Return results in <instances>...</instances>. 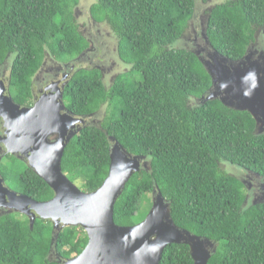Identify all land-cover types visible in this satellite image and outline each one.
<instances>
[{
	"label": "trees",
	"instance_id": "trees-1",
	"mask_svg": "<svg viewBox=\"0 0 264 264\" xmlns=\"http://www.w3.org/2000/svg\"><path fill=\"white\" fill-rule=\"evenodd\" d=\"M91 16L105 23L117 53L129 67L108 88L97 69L76 74L65 91L71 112L90 116L107 105L97 126L84 128L65 149L64 174L83 192L99 189L108 177L113 136L134 156L149 161L125 186L114 220L134 226L147 193L158 189L175 224L218 244L209 264H264V203L249 205L243 182L225 172L230 163L264 179V134L246 111L220 100L200 101L213 80L197 54L177 47L197 0H95ZM213 1L207 37L221 55L241 60L264 37V0ZM80 0H0V65L12 58V96L32 101L33 79L47 55L67 62L89 44L79 30ZM108 133V134H107ZM5 182L16 178L19 192L48 201L54 191L31 168L13 158L2 164ZM16 190V189H15ZM54 225L40 217H0V264H59L50 258ZM82 227L63 229L54 247L72 259L85 249ZM160 264H194L185 244L169 245Z\"/></svg>",
	"mask_w": 264,
	"mask_h": 264
},
{
	"label": "water",
	"instance_id": "water-1",
	"mask_svg": "<svg viewBox=\"0 0 264 264\" xmlns=\"http://www.w3.org/2000/svg\"><path fill=\"white\" fill-rule=\"evenodd\" d=\"M206 39L211 47L209 52L203 57L199 52L196 54L211 75L213 84L201 100H220L228 108L249 112L256 121L257 133L263 135L264 52L256 58L250 48L241 60L231 61L214 49L207 36ZM59 97V106L65 108L63 94ZM29 110L21 111L10 97L0 100V118L17 122L13 143L23 147L10 153L28 156L29 167L54 191V197L44 202L35 201L9 189L0 178V207L8 209L7 214L19 212L28 216L31 228L38 217L52 221L54 247L63 229L82 227L88 235L87 246L72 259L58 260L59 264H160L165 249L172 244L188 245L194 264H209L218 244L179 228L172 219L170 205L158 189L154 190V203L145 220L134 226L115 223L117 200L135 173L148 170L146 157L131 155L115 137L110 136L112 148L108 177L96 191L83 192L62 168L65 149L78 132L72 133L66 143L62 132L76 128L78 123L84 124L86 118L71 117L65 126H47L40 124L39 120L30 123L31 118L26 117L14 118V113L23 115ZM37 110L33 108L34 112ZM99 128L103 130L102 125ZM51 132L64 136L52 143L49 140ZM261 192L254 205L264 203V183Z\"/></svg>",
	"mask_w": 264,
	"mask_h": 264
},
{
	"label": "flooded vegetation",
	"instance_id": "flooded-vegetation-1",
	"mask_svg": "<svg viewBox=\"0 0 264 264\" xmlns=\"http://www.w3.org/2000/svg\"><path fill=\"white\" fill-rule=\"evenodd\" d=\"M203 4H205V7L201 10L203 12H199V10L202 8L200 4L196 2L195 6V12L193 15V18L190 21L189 27L187 31L182 35V37L179 39V42L177 44V47H183L185 49L191 50L195 53L199 52L201 56H206V54L210 50V45L206 39L207 36V27H208V19H209V13L211 12L213 8V1L204 2L202 0ZM201 15L200 20L199 16ZM77 18V16H76ZM77 23L79 30L82 32L83 36L86 38L89 46L84 49V51L78 55L76 58H73L67 62H62L53 56L50 58L51 62H53V66H45V63L39 70V72L36 74V76L33 79V87H32V101L29 104H20L18 103L15 98L12 96L11 91V79H12V58H8L4 63L0 65V100H2L4 97L8 98L10 97L14 103L20 107L21 111L24 109H31L28 113L21 115L18 113L17 115L14 113V118L18 117V119L21 117H26V119H30V123L36 120H39L40 124H47V126L53 124H60V126H65L70 122V118H83L85 117L87 122L84 124L78 123L76 128H71L63 131V134L53 133L49 135V140L52 143H56L61 137L64 136L65 143L68 139V137L74 133L78 132L76 136H78L81 131L89 126H97L96 118L99 116L98 111L92 116H77L73 112L70 111L67 102L65 101V91L68 85L73 80L74 76L78 74L82 70H92L97 69L101 72L104 83L105 82V70L103 68V65L100 64L103 61L97 56H93V58L97 57L96 59H93L91 54H95L97 51H99V48L97 47V41L95 37L93 36V33L91 30H94L90 27V25H99L100 22L96 21L92 16L90 17V20L88 22H83V25L78 21ZM100 26V25H99ZM99 32L95 29V33ZM186 41L191 42V46L186 43ZM253 53H256V58H258L259 54L261 52H264V37L261 35V33L258 31L256 34V41L248 48ZM248 51V50H247ZM257 51V52H255ZM116 52H117V46H116ZM118 54V53H117ZM119 62L125 65L123 61H121L119 55ZM46 61V60H45ZM127 66V65H125ZM122 74V73H121ZM120 75V74H118ZM116 75V77L118 76ZM115 77V78H116ZM113 79V81L115 80ZM113 83V82H112ZM112 83L110 85H112ZM107 86V85H106ZM63 94V103L65 105V108H61L59 106V96ZM33 108H38V112H34ZM60 111V112H59ZM9 115L12 114L8 112ZM32 116V117H30ZM13 118V117H12ZM95 119V123L93 122ZM99 120V119H98ZM16 125L17 122H11L10 119H2L0 118V168L2 164H5V162L12 161L13 158L17 159L18 161L22 162L24 165L29 167V161L28 156L23 155L22 153L18 154H12L10 153L11 150H17L18 148H21L22 146L18 147L16 144L13 143V139L16 135ZM41 126V125H40ZM53 127H51L52 130ZM64 130V129H63ZM75 136V137H76ZM73 137V138H75ZM73 140V139H72ZM71 140V141H72ZM23 148V147H22ZM31 155V153H30ZM224 165V164H223ZM227 167V164H225ZM232 166V165H231ZM234 167V166H233ZM30 168V167H29ZM239 170V169H238ZM244 172L243 178L240 180L243 182L245 186V192H246V202H248L249 197H255L256 194L261 191V187L264 183V179L261 178L258 174L253 173L248 170H239ZM0 178H3L0 172ZM238 178V177H237ZM239 179V178H238ZM248 179V181H247ZM5 182V181H4ZM5 186H7V182H5ZM19 192V191H18ZM17 192V193H18ZM19 194L25 195L22 192H19ZM32 199V198H31ZM44 202V201H43ZM8 209H4L0 207V217L9 215L7 214ZM10 214H16L21 216V213L14 212ZM26 218L30 220V218L24 214H22ZM54 225V224H53ZM55 261H60L61 258L58 257V255L53 252L50 256ZM61 261H66L64 259H61Z\"/></svg>",
	"mask_w": 264,
	"mask_h": 264
},
{
	"label": "rangeland",
	"instance_id": "rangeland-1",
	"mask_svg": "<svg viewBox=\"0 0 264 264\" xmlns=\"http://www.w3.org/2000/svg\"><path fill=\"white\" fill-rule=\"evenodd\" d=\"M95 2H96L95 0H80V4L76 7V9H75L76 13L75 14L78 18V21L82 25H83V22L87 23L88 20H90V17H91L90 11H91L92 6L95 4ZM197 3L200 4V6L202 7L199 10V12H200L205 7V4L202 5L203 4L202 0H197ZM201 12H203V11H201ZM200 18H201V15L199 16L198 21L200 20ZM99 25L98 26L97 25H90V27L94 29V30H91V32L93 33V36L95 37V39L97 41L96 45L99 48V51H97L95 54H91L90 56H92V58H93V56H97L98 58L100 56V59L103 61L100 64L103 65V68L105 70V82H106L107 87L109 88L111 86L110 84L113 82V79L116 77V75L127 72L129 70V67L125 66L119 62L118 54L116 52L117 41L115 39V36H114L112 30L105 23H100ZM95 29L98 30L99 32L96 31V33H95ZM186 43H188L190 46L192 45L191 42H189V41H186ZM52 56L50 54L47 55V58L45 61L46 63L44 65V67L46 65L47 66H53V62H51V59H50ZM97 57H95L93 59H96ZM65 101L69 102V100L66 98H65ZM200 101H203V100H200ZM106 110H107V105H105L102 108L101 112L99 113V116L96 118L97 119L96 122H97V125L99 127L101 126V123L103 122V119L106 116ZM92 120H94L93 122L95 123V119H92ZM146 161L148 163V168H149V161L148 160H146ZM5 164L9 165V162H5ZM225 164L226 163H224V162L221 163V165H222L221 167L225 172H227V173H229L235 177H238L239 179L243 178L244 172H242V173H241V171L239 172V170H243V169L238 168L237 166H234L230 163H227V167H226ZM247 181H248V179H247ZM16 182H17L16 178H12V180L7 183V187L9 189L15 191V192H18V190H20V188L16 187V185H17ZM261 194H262V192L259 191L255 197H249L248 202H247V206L254 205L255 201L261 197ZM154 197H155V192L147 193V195L144 197V199L142 201L138 218L144 217L145 215L149 214V212L153 206V203H154Z\"/></svg>",
	"mask_w": 264,
	"mask_h": 264
}]
</instances>
